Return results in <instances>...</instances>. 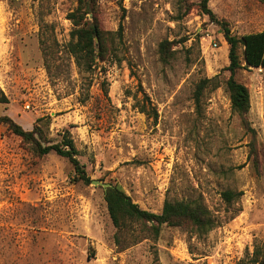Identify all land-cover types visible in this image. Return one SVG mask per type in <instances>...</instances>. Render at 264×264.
Returning <instances> with one entry per match:
<instances>
[{
    "label": "rangeland",
    "instance_id": "374dc122",
    "mask_svg": "<svg viewBox=\"0 0 264 264\" xmlns=\"http://www.w3.org/2000/svg\"><path fill=\"white\" fill-rule=\"evenodd\" d=\"M201 1L96 0L89 20L111 35L105 61L87 73L68 52L78 0H0V91L9 99L0 115L26 131L43 119L45 145L69 133L90 179L0 124V264H238L264 245V83L258 69L236 76L251 94L245 127L226 91L229 46ZM209 7L234 35L264 31L259 0ZM145 97L157 123L137 107ZM93 181L153 213L167 200H198L215 227L199 235L163 226L157 239L117 246L106 191ZM228 191L240 196L228 203Z\"/></svg>",
    "mask_w": 264,
    "mask_h": 264
},
{
    "label": "trees",
    "instance_id": "16d2710c",
    "mask_svg": "<svg viewBox=\"0 0 264 264\" xmlns=\"http://www.w3.org/2000/svg\"><path fill=\"white\" fill-rule=\"evenodd\" d=\"M210 0H202L200 8L202 13L208 15L210 20L221 27L223 36L229 46L230 65L227 70L230 77L226 82V91L229 94L231 110L238 115L245 127L250 128L247 115L251 110V94L249 88L236 79L239 71L247 69H262L264 80V31L260 33L237 36L232 33L229 23L220 20L209 7ZM264 5V0H259ZM96 0H78L76 10L68 15V19L73 25L71 31V41L68 45V52L75 59L76 65L84 72H92L98 62L105 61L108 54L107 42L111 33H105L98 25L96 19L89 20V15L94 13L93 6ZM120 31L115 33L118 38ZM170 43L165 41L160 45V53L166 56ZM211 80H203L196 89L195 99L199 103L203 90ZM218 88V86H216ZM145 102H139V111L152 119L154 123L158 121V111L152 105L150 99L145 97ZM9 103L7 96L0 91V106ZM43 119H38L32 131H26L8 116L0 115V124L8 126V129L19 136L24 142L29 143L34 152L43 157L55 153L70 161L73 165L77 179L90 183L84 167L78 160L79 151L69 133L63 136L62 141L55 145H45L42 140L44 133L39 123ZM233 192H225L224 199L231 203L239 197ZM108 213L114 227L117 229L116 245L125 247L136 244L146 238L148 234L157 239L163 226L168 227H190L193 232L204 235L211 232L215 227V222L210 211L202 202L195 201H165L160 213H153L141 208L132 198L118 187L111 186L105 193ZM141 226L139 232L136 227ZM138 233V234H137ZM128 237V242L126 241ZM129 237L131 241H129ZM144 238V239H145ZM127 242V243H126ZM238 264H264V245L255 244L252 253L249 251Z\"/></svg>",
    "mask_w": 264,
    "mask_h": 264
},
{
    "label": "crops",
    "instance_id": "0c3cea01",
    "mask_svg": "<svg viewBox=\"0 0 264 264\" xmlns=\"http://www.w3.org/2000/svg\"><path fill=\"white\" fill-rule=\"evenodd\" d=\"M258 33H260V32H258ZM258 70L260 71V79L264 83V80H263V70L261 68L258 69ZM262 106H264V96H260V107H261V109H262Z\"/></svg>",
    "mask_w": 264,
    "mask_h": 264
},
{
    "label": "water",
    "instance_id": "95a60500",
    "mask_svg": "<svg viewBox=\"0 0 264 264\" xmlns=\"http://www.w3.org/2000/svg\"><path fill=\"white\" fill-rule=\"evenodd\" d=\"M92 183L95 184V185L102 186L105 189V191H107V189L111 187L110 184H104V183H102L100 181H93Z\"/></svg>",
    "mask_w": 264,
    "mask_h": 264
}]
</instances>
